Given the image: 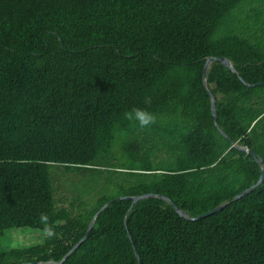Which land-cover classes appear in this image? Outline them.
<instances>
[{
  "label": "trees",
  "instance_id": "1",
  "mask_svg": "<svg viewBox=\"0 0 264 264\" xmlns=\"http://www.w3.org/2000/svg\"><path fill=\"white\" fill-rule=\"evenodd\" d=\"M263 167L264 0H0V264H264Z\"/></svg>",
  "mask_w": 264,
  "mask_h": 264
},
{
  "label": "clouds",
  "instance_id": "2",
  "mask_svg": "<svg viewBox=\"0 0 264 264\" xmlns=\"http://www.w3.org/2000/svg\"><path fill=\"white\" fill-rule=\"evenodd\" d=\"M144 103L151 104V98H147ZM124 119L132 123L133 126H138L140 129L149 128L156 123V116L147 111L145 108L133 107L124 113ZM39 222L44 226L42 229L43 235L47 238H52L56 235L53 225L49 223V217L45 213L40 214Z\"/></svg>",
  "mask_w": 264,
  "mask_h": 264
},
{
  "label": "rangeland",
  "instance_id": "3",
  "mask_svg": "<svg viewBox=\"0 0 264 264\" xmlns=\"http://www.w3.org/2000/svg\"><path fill=\"white\" fill-rule=\"evenodd\" d=\"M61 176L55 178V186L57 189L62 184ZM61 191V190H60ZM57 197H60L59 192H57ZM42 233L36 231L35 229H30L26 227L22 228H10L4 231L0 237V248L8 249L11 246H23L28 247L35 243H38L42 239Z\"/></svg>",
  "mask_w": 264,
  "mask_h": 264
},
{
  "label": "water",
  "instance_id": "4",
  "mask_svg": "<svg viewBox=\"0 0 264 264\" xmlns=\"http://www.w3.org/2000/svg\"><path fill=\"white\" fill-rule=\"evenodd\" d=\"M214 60H217V61H221V62H223L225 65H227V66H229V67H231V64H230V62L226 59V58H224V57H208L207 59H206V61H205V67L206 66H209L210 65V63L212 62V61H214ZM211 110H212V115H213V118H214V123H215V125L217 126V123H216V119H215V112H214V107H213V99L211 100ZM249 152V151H248ZM263 178H264V167H263V169H262V172H261V175H260V177H259V179H258V181H257V183L255 184V186L256 185H258L259 183H261L262 182V180H263ZM246 191H244L243 193H240V194H238L235 198H238V197H240L241 195H243L244 193H245ZM146 196H148V195H142V196H138V197H135V198H133V201H136V200H138L139 198H142V197H146ZM121 198H129V197H121ZM164 199H166V197H164ZM107 206V204H105L100 210H102L103 208H105ZM174 208H175V210L176 211H178V213H180L181 215H183V212L181 211V210H179L178 209V207L176 206V205H174ZM214 210H211V211H209V212H206V213H204V214H202V215H199V216H197V217H194V218H192V219H196V218H198V217H202V216H205V215H208L209 213H211V212H213ZM98 213H96V215H97ZM95 215V216H96ZM95 216L93 217V219L91 220V222H90V224H89V227H88V229H87V231H86V233H85V235H84V237L66 254V256L88 235V233H89V230H90V228H91V226H92V222H93V220H94V218H95ZM66 256L63 258V260L66 258ZM50 263H52V262H50Z\"/></svg>",
  "mask_w": 264,
  "mask_h": 264
}]
</instances>
